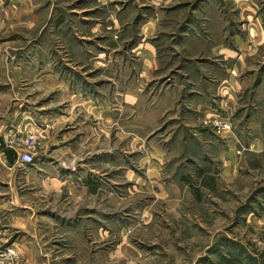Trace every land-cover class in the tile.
I'll return each instance as SVG.
<instances>
[{"label":"rangeland","instance_id":"rangeland-1","mask_svg":"<svg viewBox=\"0 0 264 264\" xmlns=\"http://www.w3.org/2000/svg\"><path fill=\"white\" fill-rule=\"evenodd\" d=\"M33 1V32L1 36L0 132L86 186L35 245L4 234L19 262L264 264V0ZM69 87L107 102V144Z\"/></svg>","mask_w":264,"mask_h":264},{"label":"crops","instance_id":"crops-1","mask_svg":"<svg viewBox=\"0 0 264 264\" xmlns=\"http://www.w3.org/2000/svg\"><path fill=\"white\" fill-rule=\"evenodd\" d=\"M159 2L161 1L158 0L157 3ZM33 8V0H0V47L3 33L13 35L20 30L26 33L33 32ZM156 21L157 18H155V23ZM1 59L0 54V76L2 75ZM5 75L8 76L7 73ZM59 78L64 77L59 76ZM2 83L7 84L6 81ZM68 83L66 80L64 81V84ZM2 88L0 85L1 90ZM69 88L63 93L67 95L70 106L69 116L65 117L73 119L82 115L85 119L92 118L101 121L99 125L103 133L102 136H104L102 140L107 144L108 133L113 124L112 110H109L107 102L97 99L96 101L95 99L85 101L82 97L86 95V92L74 87ZM10 89L6 88L2 94H10ZM258 96L260 101L257 104L262 107L260 111H264V93L258 94ZM73 108L75 109L71 112ZM59 119V117L56 118L57 121H61ZM253 120L256 121V124L249 127L251 133L256 131L261 134L264 127V113L258 112ZM95 124L98 128V123ZM26 125H30L28 117ZM96 127L90 126V129L87 130L90 138L97 136ZM82 142L81 139L80 143ZM17 153L15 148L6 144V136L0 132V225L4 234H26V238L31 240L29 241L31 243L29 247H31L35 245L37 234H49L54 231L55 224L59 223V212H55L53 208L56 202L54 199L59 198L61 193H66L65 191L70 198L75 199L72 191L86 185L83 181L79 183L76 180V175L80 173H77L73 168L31 167L22 163L18 159ZM55 153L62 156L65 151L58 148ZM87 181L85 180V184H88ZM36 200L41 202L36 203ZM40 206L43 207L40 209ZM15 238L18 237L15 236ZM15 240H13V244H16Z\"/></svg>","mask_w":264,"mask_h":264},{"label":"built area","instance_id":"built-area-1","mask_svg":"<svg viewBox=\"0 0 264 264\" xmlns=\"http://www.w3.org/2000/svg\"><path fill=\"white\" fill-rule=\"evenodd\" d=\"M226 127V126H225ZM18 159L27 165L34 162V156L30 151L24 150L17 153ZM0 264H21L19 253L13 244H8L4 237V232L0 228Z\"/></svg>","mask_w":264,"mask_h":264}]
</instances>
